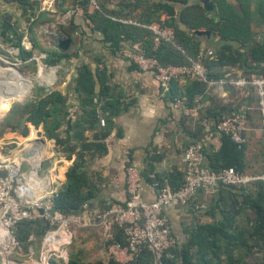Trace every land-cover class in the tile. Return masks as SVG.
I'll return each mask as SVG.
<instances>
[{"label":"crops","instance_id":"obj_1","mask_svg":"<svg viewBox=\"0 0 264 264\" xmlns=\"http://www.w3.org/2000/svg\"><path fill=\"white\" fill-rule=\"evenodd\" d=\"M120 1L102 0L110 9L124 10L119 5ZM211 1V11L202 0H188L186 5L176 4L177 26L181 30H189L187 24L179 19V14L186 6L192 5L204 7L209 16L219 22L221 8L215 0ZM226 1L228 15L232 19L235 15V19L245 24L241 32L244 44L234 33L226 41L235 51L240 50L242 62L237 61L217 69L213 75L209 74L205 92L200 94L192 77L174 80L167 90L153 76L137 70L128 62L125 51L139 44L129 43L121 35L118 37L119 49L113 50L111 43L106 41V34L97 30L87 17V14L95 11V7L89 6L87 11L84 0H0V55L16 63V68L9 66L2 77L7 79L15 75L13 73L16 70L20 73L19 81L29 79L32 83L34 76L29 72L38 74V82L35 85L32 83L30 90L33 92L31 99H27L29 91L28 95L22 96L21 102L41 98L54 90L61 92L65 99L64 119L59 130L61 137L70 139L72 124L82 119V96L76 82L78 68L82 63H87L93 72L98 93L94 102L99 122L94 131L86 130L84 136L87 141L94 142V132L107 131L102 139L107 151L104 155H96L86 161L88 175L98 188L91 203L82 206L81 212L85 211L87 217L99 219L111 205L126 202L127 168L132 164L141 172L143 185L140 195L147 202L155 200L163 188L180 187L184 180L187 147L195 141H202L208 156L219 153L224 141L222 135L217 133L216 123L233 112L243 113L248 121L247 144L243 147L245 173L256 175L264 172L261 95L253 84H235L240 77H264V0ZM165 19V16L161 17V20ZM56 31L72 40L68 52L63 53L56 48L51 36ZM203 31L209 32V35H199L202 37L203 53L209 56V51H218L225 40L217 33ZM20 39L21 46L16 44ZM22 48L30 51L32 57L23 58ZM49 53H69L71 56L53 66L48 63ZM1 66L6 64L0 61ZM103 87L106 90L101 96L99 92ZM180 97L190 109L189 114L174 107L175 100ZM8 106L9 103L4 106L3 113ZM102 107H107V110L103 112ZM2 119L0 117V124ZM101 119H104V125H101ZM204 120H208L211 126L205 128ZM38 142L41 148L36 161L22 162L24 170H27L42 160L43 167L39 169V174L46 177L48 185L42 193L43 202L51 208L52 195L65 183L66 172L75 154L69 158V153L62 151L53 139L45 135L43 125L37 127L30 124L29 134L25 138L18 133L8 132L0 139V159L19 156L23 148L28 150L38 145ZM78 146L76 151L79 150ZM237 191L231 193L239 194ZM228 192L225 189L201 192L196 203L189 207H169L165 213L177 238L184 240L186 230L194 224L221 219V199L228 196ZM197 206H206L207 211H198ZM113 227L112 222L75 227L74 236L84 245L93 247V256L107 260V242L113 236ZM96 251H99V255H95Z\"/></svg>","mask_w":264,"mask_h":264},{"label":"trees","instance_id":"obj_2","mask_svg":"<svg viewBox=\"0 0 264 264\" xmlns=\"http://www.w3.org/2000/svg\"><path fill=\"white\" fill-rule=\"evenodd\" d=\"M215 1L222 11L219 22L213 20L202 6H186L179 14V19L187 24L189 30H181L177 26L175 15V5H186L188 0H121L119 5L124 10L110 9L102 0H97L98 8H95L92 14H87V17L97 30L106 34V41L111 43L115 51L120 47L118 37L122 35L125 41L138 43V47L146 55L156 57L163 65H191L193 62H200L208 69L209 74L213 75L219 68L235 64L237 61L242 62L240 50L235 51L232 45L226 43L231 33L237 34L242 44L245 42L241 35L245 29L244 21L235 19V15L233 20L228 15L226 0ZM84 6L88 11L89 6L93 5L90 0H84ZM162 16L166 19L161 20ZM163 23L174 28L175 37L171 42L162 41L154 49V34L149 26ZM203 30L217 33L225 40L221 48L214 51L213 57L203 53L202 37L195 33ZM16 44L21 46V39ZM22 51L23 58L32 57L30 51L24 48ZM70 56L69 53H49L48 63L55 66ZM257 58L259 59V56ZM194 79L199 93L203 94L208 83L201 78ZM76 82L82 96L83 113L82 119L72 124L70 139L59 134L64 119L65 99L58 90L29 102L14 103L0 124V139L8 132L18 133L25 138L29 134L30 124L37 127L43 125L45 135L53 139L58 148L69 153V158L75 154V159L66 172L65 183L51 198L52 212L64 215H78L82 206L85 203L90 204L96 196L98 188L88 175L86 161L96 155H104L107 151L102 140L107 131L94 132V142L87 141L84 136L86 130L94 131L99 122L94 102L98 93L89 64L80 65ZM105 90L103 87L99 95L103 96ZM106 110L107 107H102L103 112ZM222 137L224 147L219 153L212 157L208 156L205 150L206 166L209 171L219 173L233 168L238 172H246L243 165L244 148L233 143L230 138L223 135ZM182 185L183 182L180 187ZM220 189L230 193L221 199L222 218L215 222L192 225L186 230V238L184 240L178 238L177 245L166 253L164 264H264V182H258L250 188ZM232 191L239 194H233ZM50 228L49 222L43 218L21 221L14 232L26 255H16L15 258L27 261L30 248L33 249L34 256L38 257L43 237ZM116 242L127 243L124 231L118 225H114L113 236L107 243ZM85 250L84 243L74 236L67 247V257L65 259L52 257L50 264H117L112 259L103 260ZM152 262L153 256L149 251H144L138 259L139 264Z\"/></svg>","mask_w":264,"mask_h":264},{"label":"built area","instance_id":"obj_3","mask_svg":"<svg viewBox=\"0 0 264 264\" xmlns=\"http://www.w3.org/2000/svg\"><path fill=\"white\" fill-rule=\"evenodd\" d=\"M98 8L97 0H90ZM153 32L154 49L162 42H171L175 37V30L166 24L149 26ZM210 57L214 51H209ZM129 63L142 73L150 74L153 78L166 86L167 90L176 79L184 77L201 78L208 81V69L200 62L191 65H163L154 56L146 55L141 48L134 46L125 51ZM1 74L9 70V66L16 68V63L0 55ZM238 86L253 84L258 87L261 95V108L263 112L264 127V77H240L235 81ZM174 107L183 109L185 113L191 112L180 97L175 100ZM105 124L104 119L100 120ZM205 128L211 126L208 120L203 121ZM217 133L226 136L240 147L247 144L248 121L243 113H231L216 123ZM34 157H29L33 148H23L19 156H10L0 159V264H50L52 257H67V247L74 237L75 227H92L112 222L123 229L127 239L126 244L116 242L107 248L108 259L117 264H139L138 259L144 251L152 253L151 264H164L166 253L177 245L178 238L166 210L173 205L189 207L195 204L201 192H215L220 188H250L258 182H264V172L261 174H248L238 172L233 168L225 169L219 173L211 172L206 166L205 146L202 141L191 143L184 156L185 172L183 185L172 190L163 188L158 197L147 202L142 199L140 191L143 181L140 170L135 165L127 168V200L125 203H116L109 207L99 219L87 217L85 211L78 215H64L52 212L45 206L43 192L47 190L46 177L39 174L42 160H38L33 167L24 170L23 161L37 158L39 149ZM23 155V156H22ZM198 211H207L206 206H197ZM47 220L51 228L43 237L40 255L34 256L33 249L29 250L27 261L18 260L16 255L23 256L24 248L17 238L14 230L24 220Z\"/></svg>","mask_w":264,"mask_h":264},{"label":"rangeland","instance_id":"obj_4","mask_svg":"<svg viewBox=\"0 0 264 264\" xmlns=\"http://www.w3.org/2000/svg\"><path fill=\"white\" fill-rule=\"evenodd\" d=\"M14 74V73H13ZM29 74L30 75H32V76H34V77H32V83H33V85H35V84H37V82H38V74H34V73H31V72H29ZM1 76H2V74H1ZM4 78H6V77H0V92L1 93H3V92H5L6 90H8V87H10V86H15L16 88H18L19 86H20V83L19 82H21V81H19L18 80V77L16 76V75H10V76H8L7 77V79H4ZM19 81V82H18ZM6 84V85H5ZM29 94V95H28ZM27 95H28V97L29 98H27V99H31V95L33 94V92H31L30 91V93H28ZM33 96H35V93H34V95ZM24 97H17V98H15V99H13V100H11V102L9 103V106H8V108H7V113H8V111H9V109L11 108V106L14 104V103H18V102H21V100L23 99ZM23 101V100H22ZM6 106V105H5ZM5 111V112H6ZM4 112V113H5ZM4 113L2 112L0 115V117H1V119L4 117ZM6 113V114H7ZM241 200V199H240ZM85 247H86V250L85 251H87L88 253H90V254H92L93 255V252H95V251H93V247L91 246V245H88V244H86L85 245ZM96 253H97V251H96ZM95 254V253H94ZM95 255H99V251H98V253L97 254H95ZM19 260V259H18ZM22 260V259H21ZM23 261H25V260H23Z\"/></svg>","mask_w":264,"mask_h":264},{"label":"bare ground","instance_id":"obj_5","mask_svg":"<svg viewBox=\"0 0 264 264\" xmlns=\"http://www.w3.org/2000/svg\"><path fill=\"white\" fill-rule=\"evenodd\" d=\"M14 74L17 77L20 76V73L16 70L14 71ZM20 81L21 82L18 81L20 83V86L18 88L15 87L16 85L10 86L5 92H0V114L3 112L4 106L10 103L11 100L17 97L25 96L31 90V87L33 85L32 83H30L29 79H20Z\"/></svg>","mask_w":264,"mask_h":264},{"label":"water","instance_id":"obj_6","mask_svg":"<svg viewBox=\"0 0 264 264\" xmlns=\"http://www.w3.org/2000/svg\"><path fill=\"white\" fill-rule=\"evenodd\" d=\"M202 2L204 3L205 7L208 10H212L213 9V2L211 0H202ZM195 33L197 35H204L207 34L209 35V32H205V31H195ZM52 39L55 41V46L56 48L60 51V52H68V50L71 48L72 45V40L68 37H66L64 34H62L60 31H56L55 33L51 34ZM38 145H35L33 147V151L31 152L29 157H34L35 156V151L37 150ZM43 167V164H42Z\"/></svg>","mask_w":264,"mask_h":264}]
</instances>
